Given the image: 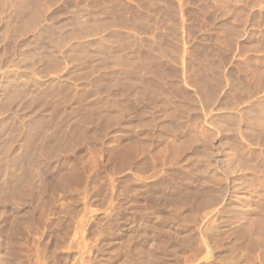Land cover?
Segmentation results:
<instances>
[{"label":"rangeland","instance_id":"1","mask_svg":"<svg viewBox=\"0 0 264 264\" xmlns=\"http://www.w3.org/2000/svg\"><path fill=\"white\" fill-rule=\"evenodd\" d=\"M0 159V264H264V0H0Z\"/></svg>","mask_w":264,"mask_h":264},{"label":"bare ground","instance_id":"2","mask_svg":"<svg viewBox=\"0 0 264 264\" xmlns=\"http://www.w3.org/2000/svg\"><path fill=\"white\" fill-rule=\"evenodd\" d=\"M22 16H23V15H22ZM29 18H30V17H29ZM109 24H110V23H109ZM111 24H112V23H111ZM103 25H104V24H103ZM101 28H102V27H101ZM92 29H93V28H92ZM91 31H92V30H91ZM92 33H93V32H92ZM77 35H78V34H77ZM78 40H79V39H78ZM72 49H73V48H72ZM94 55H95V54H94ZM52 63H53V62H52ZM105 64H106V63H105ZM125 64H126V63H125ZM129 65H130V64H129ZM119 66H120V65H119ZM118 68H119V67H118ZM135 70H136V69H135ZM96 71H97V70H96ZM96 71H95V72H96ZM124 71H125V70H124ZM103 75H104V74H103ZM156 77H157V76H156ZM82 78H83V77H82ZM119 78H120V77H119ZM96 80H98V79H96ZM133 81H134V80H133ZM98 84H99V83H98ZM19 85H20V84H19ZM50 88H51V87H50ZM50 88H48V89H50ZM57 88H58V87H57ZM46 89H47V88H46ZM48 89H47V90H48ZM53 90H54V89H53ZM53 90H52V91H53ZM45 91H46V90H45ZM47 92L49 93V91H47ZM50 92H51V90H50ZM89 92H90V91H89ZM8 94H9V93H8ZM16 95H17V94H16ZM23 95H24V94H23ZM58 95H59V94H58ZM12 96H13V95H12ZM12 96H11V97H12ZM71 96H72V95H71ZM17 98H18V97H17ZM64 98H65V97H64ZM53 100H54V98H53ZM42 101H43V100H42ZM79 101H80V100H79ZM7 102H8V101H7ZM38 102H39V101H38ZM43 102H44V101H43ZM46 102H47V100H46ZM46 102H45L44 105L47 104ZM48 102H49V101H48ZM50 103H51V102H50ZM48 104H49V103H48ZM41 105H42V104H41ZM49 105H50V104H49ZM49 105H48V106H49ZM48 106H47V107H48ZM41 110H42V108H41ZM55 110H56V109H55ZM96 110H97V109H96ZM39 111H40V110H39ZM3 112H4V111H3ZM41 112H42V111H41ZM44 112H45V111H44ZM13 113H14V112H13ZM40 114H41V113H40ZM4 119H5V118H4ZM15 119H16V118H15ZM86 119H88V118H86ZM104 119H105V118H104ZM45 120H46V119H45ZM82 120H84V119H82ZM82 120H81V121H82ZM32 121H33V120H32ZM34 121H35V120H34ZM87 121H88V120H87ZM107 121H108V120H107ZM49 122H50V121H49ZM33 123H34V122H33ZM33 123H32V124H33ZM43 123H44V120H41V121L37 122L36 125L44 126ZM63 123H64V122H63ZM81 123H82V122H81ZM8 124H9V123H8ZM21 124H22V123H21ZM78 124H80V123H78ZM47 125H48V124H47ZM49 126H50V123H49ZM76 126H77V125H76ZM82 126H83V123H82ZM47 127H48V126H47ZM47 127H46V129H47ZM80 127H81V126H80ZM76 128H77V127H76ZM82 128H83V127H82ZM85 128H86V127H85ZM85 128H84V129H85ZM262 128H263V127H262ZM36 129H37V128H36ZM36 129H35V130H36ZM43 129L45 130V128H43ZM86 129H87V128H86ZM35 130H34V131H35ZM37 130H38V129H37ZM81 131H82V130H81ZM10 132H11V131H10ZM30 132H31V130H30ZM32 132H33V131H32ZM35 132H36V131H35ZM21 133H22V132H21ZM27 133H28V132H27ZM55 133H56V132H55ZM72 133H73V132H72ZM74 133H75V131H74ZM79 133H80V132H79ZM28 134H29V133H28ZM31 134H32V133H31ZM37 134L39 135V133H37ZM43 134H44V133H43ZM52 134H53V133H52ZM10 135H11V134H10ZM13 135H14V134H13ZM16 135H17V134H16ZM53 135H54V134H53ZM65 135H66V134H65ZM65 135H64V136H65ZM70 135H71V134H70ZM74 135H75V134H74ZM61 136H62V135H61ZM79 136H80V135H79ZM83 136H84V135H83ZM17 137H18V136H17ZM25 137H28V135L25 136ZM34 137H35V136H34ZM71 137H72V136H71ZM13 138L15 139V136H14ZM38 138H39V137H38ZM38 138H37V141H38ZM42 138H43V136H42ZM47 138H48V137H47ZM49 138H50V137H49ZM57 138H59V137H57ZM72 138H73V137H72ZM30 139H31V138H30ZM43 139H44V138H43ZM45 139H46V137H45ZM52 139H53V138H52ZM69 139H70V138H69ZM12 140H13V139H12ZM25 140H27V144H30V143H29V137H28V139L26 138ZM47 140H48V139H47ZM49 140H50V139H49ZM61 140H62V139H61ZM64 140H65V139H64ZM72 140H73V139H71V141H72ZM68 141H70V140H68ZM4 142H5V141H4ZM56 142H61V141L58 140V141H56ZM64 142H65V141H64ZM66 142H67V140H66ZM74 142H75V141H74ZM2 143H3V142H2ZM10 143H11V142H10ZM33 143H34V142H33ZM51 143H52V142H51ZM62 143H63V141H62ZM12 144H13V142H12ZM25 144H26V143H25ZM36 144H37V143H36ZM68 144H69V143H68ZM68 144H67V147L64 145L67 149H69V148L71 147V145H70L69 148H68ZM8 145H9V144H8ZM23 145H24V143H23ZM23 145H22V146H23ZM34 145H35V144H34ZM39 145H40V144H39ZM36 146H37V145H36ZM40 146H41V145H40ZM59 146H60V145H59ZM59 146H57V148H59V149H60L61 146L63 147V145H61L60 147H59ZM8 147H9V146H7V148H8ZM10 147H11V146H10ZM24 147H25V146H24ZM26 147H27V146H26ZM31 147H32V146H31ZM32 148H33V147H32ZM38 148H39V147H38ZM53 148H54V147H53ZM57 148H55V149L58 151ZM72 148H73V147H72ZM72 148H71V149H72ZM5 149H6V148H5ZM24 149H25V148H24ZM27 149H28V148H27ZM67 149H64V147L62 148V150H64L65 153L67 152ZM6 150L9 151L10 149H9V150L6 149ZM25 150H26V149H25ZM28 151H29V150H28ZM41 151H42V150H41ZM41 151H40V152H41ZM64 151H63V152H64ZM70 151H71V150H70ZM9 152H10V151H9ZM53 152H54V151H53ZM1 153H2V152H1ZM22 153H23V151H22ZM22 153L20 152L19 154H22ZM25 153H26V151H25ZM25 153H23V154H25ZM51 153H52V152H51ZM56 153H57V152H56ZM67 153H68V152H67ZM23 154H22V155H23ZM58 154H61V153L58 152ZM49 155H50V154H49ZM23 156H24V155H23ZM28 156H29V155H28ZM60 156H61V155H60ZM18 157H19V156H18ZM46 157H47V156H46ZM51 157H52V156H51ZM58 157H59V156H58ZM3 158L5 159V156H3ZM6 158H7V156H6ZM15 158H17V157H15ZM21 158H22V156H21ZM25 158H27V157H25ZM13 159H14V158H13ZM35 159H36V158H35ZM0 160H1V159H0ZM5 160H6V159H5ZM9 160H10V159H9ZM14 160H16V159H14ZM23 160H25V159H23ZM19 161H21V160H19ZM4 163H5V162H4ZM15 163H16V162H15ZM18 166H19V165H18ZM28 166H29V165H28ZM1 167H3V166H1ZM7 167H9V166H7ZM11 167H12V166H11ZM5 168H6V167H5ZM9 168H10V167H9ZM14 168H15V167H14ZM14 168H12V169H14ZM1 170H2V168H1ZM4 170H5V169H3V171H4ZM21 172H22V171H21ZM26 172H27V171H26ZM6 173H7V172H6ZM71 173H72V172H71ZM71 173H69V174H71ZM1 174H2V173H1ZM24 174H25V173H24ZM13 175H14V173H13ZM22 175H23V174H22ZM30 175H31V174H30ZM70 176H71V175H70ZM19 177H20V176H19ZM0 179H1V178H0ZM10 179H11V178H10ZM16 179H17V178H16ZM1 181H2V180H1ZM62 183H63V182H62ZM4 185H5V184H4ZM67 185H68V184H67ZM23 186H24V185H23ZM25 186H26V185H25ZM9 187H10V186H9ZM11 188H12V187H11ZM16 188H17V187H16ZM1 190H2V188H1ZM1 192H2V191H1ZM22 192H23V191H22ZM14 194H15V193H14ZM20 195H21V194H20ZM1 198H2V197H1ZM4 198H6V197H4ZM19 198H20V197H19ZM2 199H3V198H2ZM7 199H8V198H7ZM3 200H4V199H3ZM8 200H9V199H8ZM22 203H23V202H22ZM25 203H26V202H25ZM1 204H2V203H1ZM1 213H2V212H1ZM25 217H26V216H25ZM20 218H21V217H20ZM23 220H24V219H23ZM17 222H18V221H17ZM23 222H24V221H23ZM19 225H20V224H19ZM15 226H16V225H15ZM24 228H25V226H24ZM16 230H17V229H16ZM21 233H22V232H21Z\"/></svg>","mask_w":264,"mask_h":264}]
</instances>
